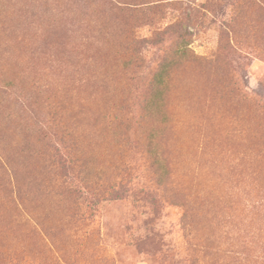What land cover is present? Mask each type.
Wrapping results in <instances>:
<instances>
[{"label": "rangeland", "instance_id": "1", "mask_svg": "<svg viewBox=\"0 0 264 264\" xmlns=\"http://www.w3.org/2000/svg\"><path fill=\"white\" fill-rule=\"evenodd\" d=\"M263 223L264 0H0V264H264Z\"/></svg>", "mask_w": 264, "mask_h": 264}, {"label": "trees", "instance_id": "2", "mask_svg": "<svg viewBox=\"0 0 264 264\" xmlns=\"http://www.w3.org/2000/svg\"><path fill=\"white\" fill-rule=\"evenodd\" d=\"M121 118H122V122L125 121V118H123V117H119V118L118 117L117 118H115V117L113 118L112 117L111 118V122L120 123ZM74 192H75L76 195H80V193H81L80 190H74ZM85 209H86V211H83L81 213L82 220H84V222H87V224H90L92 222V220L94 219L95 215H96L95 209H94V207L92 209L91 206H87V205H85ZM263 224H262L261 227H258L257 229L252 231V233L254 235L256 234V235L260 236V238L262 239V242H264V225ZM93 229L91 227L89 229V231L87 230V233H89V235H90L92 233ZM240 232H242V231H240V229H237V233L240 234ZM239 237H240V235H239ZM242 237H243V234L241 236L242 249L241 250H237V252H234V254H232V255H227V256H229V262H226V259H224L223 257H219L218 256V252H219V246L218 245L216 246V250L213 252V254H208L207 259H204V257H203V258H201L200 261L203 262L204 264H229V263L230 264H251L248 261V257L246 255V251H245L247 245L244 244V242H243L244 239ZM47 245H48V248L51 249V246L49 244H47ZM95 246H99L98 242L95 244ZM191 247H192V245L189 244V245H187V248L185 247V249H184L186 251L185 252L186 254H185V257H184V259L186 260L185 264L197 262V260H199V259H197L196 261H194L192 259V253H191L192 249H191ZM90 248L92 250V244H91ZM195 250L196 249H194L193 251H195ZM233 259H234V261H233ZM39 262H41L40 258L39 257H34L33 259L25 260L23 264H38ZM53 264H61V263L57 259L55 261V258H54ZM67 264H69V263H67Z\"/></svg>", "mask_w": 264, "mask_h": 264}]
</instances>
